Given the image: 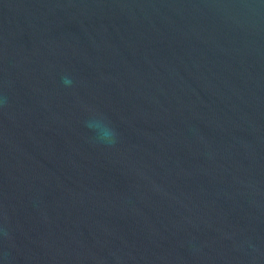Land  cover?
<instances>
[{
	"label": "water",
	"instance_id": "1",
	"mask_svg": "<svg viewBox=\"0 0 264 264\" xmlns=\"http://www.w3.org/2000/svg\"><path fill=\"white\" fill-rule=\"evenodd\" d=\"M0 264H264V0H0Z\"/></svg>",
	"mask_w": 264,
	"mask_h": 264
},
{
	"label": "clouds",
	"instance_id": "2",
	"mask_svg": "<svg viewBox=\"0 0 264 264\" xmlns=\"http://www.w3.org/2000/svg\"><path fill=\"white\" fill-rule=\"evenodd\" d=\"M70 83V81H65ZM87 127L97 133V138L100 142H111L112 137L115 135L114 129H112L103 117L89 121Z\"/></svg>",
	"mask_w": 264,
	"mask_h": 264
}]
</instances>
